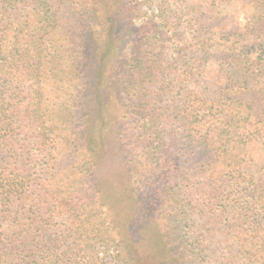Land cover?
I'll return each instance as SVG.
<instances>
[{"label":"trees","instance_id":"obj_1","mask_svg":"<svg viewBox=\"0 0 264 264\" xmlns=\"http://www.w3.org/2000/svg\"><path fill=\"white\" fill-rule=\"evenodd\" d=\"M67 1L0 0V155L8 138L27 124L42 138L39 170L30 172L26 163L0 156V264H99L101 232L117 223L119 213L132 216L138 194L125 195L122 185L115 184L124 170L120 165L116 177H101L98 193L89 187L82 194L73 183L57 186L59 152L70 145L73 133L70 113L78 104L85 106L88 95L95 102L85 116L88 126L83 123L74 131L75 141L83 139L89 151L74 158L81 172L94 171L105 161L103 138L127 116L144 157L139 165L148 168L132 171L126 165V173L141 171L147 175L142 184L148 185L156 172L178 164V122L188 135L182 145L189 146H183L189 148L184 154L190 164L189 207L202 198L212 201L201 210L207 207L209 220L221 219V242L227 247L223 264H264V172L258 169L259 164L264 168V160L257 159V145L264 142V0H251L255 17L247 18L236 42L224 45L226 61L215 59L219 67L230 68L224 86L211 91L194 83L189 107L175 105L172 110L159 105L161 64L146 57L156 44L144 43L145 51L135 45L133 57L124 54L121 12L112 9L119 0H91L97 4L91 10L78 1L77 7L62 6ZM65 11L72 16L67 32ZM196 58L197 65L189 61L191 80L205 63ZM220 73L221 78L224 69ZM95 194L109 197L105 209L91 205ZM64 198L69 200L67 225L60 229L52 213L63 212L57 202ZM125 202L129 210L120 207ZM163 212L149 209L144 224L133 220L128 231H112L118 235L116 246L126 249L139 233V242L151 246L154 240L158 256L166 255L165 233L157 225L159 218L169 216ZM121 255V250L114 254L115 264Z\"/></svg>","mask_w":264,"mask_h":264},{"label":"rangeland","instance_id":"obj_2","mask_svg":"<svg viewBox=\"0 0 264 264\" xmlns=\"http://www.w3.org/2000/svg\"><path fill=\"white\" fill-rule=\"evenodd\" d=\"M77 1L80 6L88 10L97 7V4L95 5L91 0H68L62 3V6L77 7ZM112 9L121 12L119 26H123L121 37L124 54L127 57L134 56L133 47L135 45H142L141 48L145 51L144 43L145 45L156 44L152 51L153 55H146V57L147 61L150 57L158 58L161 64L160 83L161 91L164 92H162L159 105L169 110L174 109L175 105L189 107V90L193 88L194 83L198 88L206 87L211 91L224 86V76L230 68L225 65L219 67L215 59L226 61L223 53L224 45L236 42L240 38V32L246 30L247 18H253L256 14V8L251 0H119L112 6ZM71 19L72 16L65 11L62 16L65 32L69 29ZM89 50L91 54L92 48L90 47ZM196 57L201 58L205 63L200 64L203 68L197 70L195 72L197 75L191 80L189 79V61H194V65H197ZM220 69H224L221 78ZM89 98L88 95L85 106L78 104L77 110L74 109V112L70 113L69 121L73 133L70 136V145L61 147L59 152L61 161L57 170V186L73 183V186L78 187L82 194H85L89 187H92L94 193H98L101 187L99 183L101 177L115 175L121 166L124 170L121 174L118 173L120 177L115 184L122 185L125 195L138 194L132 206V216L119 213L117 223L101 232L103 238L98 245L99 264H115L114 254L118 250L122 252L120 259L117 257L118 264H223L227 247L221 242L220 232L224 231L221 219L219 220L217 216L209 220L207 216L210 213L207 207L203 209L206 211L201 210L204 204L206 206L212 201H203L202 198L200 204H192L189 207V198H192L189 190L190 164L189 156L184 155L188 153L189 148L186 151L183 146L188 145H182L188 135L182 132L179 123L175 124L176 132L178 130L180 132L177 133L180 134L177 135L179 141L174 154L178 164L156 172L148 185L143 186L142 182L147 175L141 171L132 173V176L126 173V165H129L128 168L132 167V171L148 168V166L146 168V166L139 165L143 163L144 157L139 150L140 147L135 143L137 132L131 129L127 116L119 118L117 125L110 129L108 136L103 138L106 163L103 160L94 171L81 172L74 164V158L87 156L89 151L83 139L79 143L75 141L74 131L75 126L80 128L83 123L88 126L85 116L90 114L95 103ZM113 112L114 109L109 111L110 117ZM8 139L7 150L1 153V157H12V159L19 160L20 164L26 163L25 169H29L30 172L40 169L42 161H38V148L42 138L38 136L34 126L27 124L17 129L15 134ZM257 148L259 152L257 159L260 158L263 161L264 142L262 145H257ZM33 159H36V162H33ZM258 169L264 172L261 164ZM108 170L111 171L110 174L105 173ZM193 184L199 187L196 178ZM94 196L95 202H90L93 207L101 206L105 209L110 202L107 196L101 198H98L96 194ZM80 199V201L85 199L84 195L80 196ZM57 205L59 209H63V212L52 213L53 221H55L53 224L63 229L67 225L69 200L59 199ZM120 207L129 210L126 202ZM215 207L216 205L213 206L214 210H216ZM50 209L53 210L52 207ZM149 209L153 212L164 211L162 214L167 211L169 215L157 220L158 229L165 233L162 235V243L167 248L166 255L158 256L159 245L155 244L154 240L151 246L139 242V233L133 237L131 243L127 244L126 249L123 246L118 248L116 246L118 235L113 234L112 231H128L133 220L143 221L142 224H144L149 215ZM109 230L115 238L108 236L107 231ZM151 236L153 237V233L149 232L148 237ZM205 238H207L206 241ZM142 253L146 254V258L141 255Z\"/></svg>","mask_w":264,"mask_h":264}]
</instances>
